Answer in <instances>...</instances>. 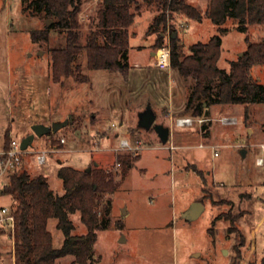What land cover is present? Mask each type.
Segmentation results:
<instances>
[{"label": "rangeland", "instance_id": "obj_1", "mask_svg": "<svg viewBox=\"0 0 264 264\" xmlns=\"http://www.w3.org/2000/svg\"><path fill=\"white\" fill-rule=\"evenodd\" d=\"M80 1L78 21L84 43L88 32L96 30L99 0ZM185 1L203 15L198 28L182 14L169 18L186 54L192 44L206 42L219 33L204 16L208 0ZM140 10L150 11L153 17L160 12L154 6L141 5L136 15ZM148 17L146 12L135 19L137 34L130 46L148 44L147 32L144 36ZM46 22L43 14L26 10L21 0H0V116L11 111L9 135L19 142L32 133L33 124L50 126L68 121L56 133L35 137L25 151L27 173L30 177L44 176L54 194H62L57 176L61 166L79 171L103 168L118 181L113 192L103 194L97 208L100 218L105 206L109 214L107 229L96 231L93 264H263L264 165L255 162L258 156L264 157L260 150V143H264V104L248 106V120L239 105L234 106L237 114L227 106H215L206 123L213 125L210 142L218 146L210 148L204 139L209 133L206 131L201 138L192 136L193 147L177 149L181 145L175 130H182L172 129L171 122L177 117L169 112H179L181 118L190 116L182 108L192 80H185L171 67L157 69L154 56L149 54V50L156 51L167 43L170 47V42L163 37L157 48L152 47L154 43L147 49L130 47L126 77L118 72L89 70L82 53L76 63L84 79L74 75L56 82L49 50L64 44V34L52 31L47 42L31 40V32L44 29ZM222 28L226 32L219 34L218 66L225 69L245 50L246 39L264 37V25L250 24L247 32L241 33L234 20L228 19ZM251 74L264 84V66L252 67ZM148 104L156 115L155 123L170 128L166 145L159 142L153 129L147 132L137 127L138 115ZM232 113L240 117V125L227 128L215 122L220 115ZM172 136L174 149L169 143ZM188 136L185 138L190 139ZM120 138L131 145L140 143V147L133 152L121 150ZM199 143L202 146L198 147ZM238 144H245L246 155H241ZM40 151L47 152L42 166L35 162ZM118 154L138 156L125 178L119 176ZM193 203L202 204L203 210L190 220L187 214ZM70 218L74 233L84 234L78 214ZM55 224L56 219H49L48 231L56 242V234H62ZM11 241L10 235L0 233V264H12ZM72 260L65 257L57 264Z\"/></svg>", "mask_w": 264, "mask_h": 264}, {"label": "trees", "instance_id": "obj_2", "mask_svg": "<svg viewBox=\"0 0 264 264\" xmlns=\"http://www.w3.org/2000/svg\"><path fill=\"white\" fill-rule=\"evenodd\" d=\"M21 0L32 14H43L46 21L42 30H33L34 43L49 40L50 33L64 34L62 46L50 48L51 73L54 81L76 75L84 79L76 63L82 53L86 55L89 70L118 72L124 77L129 69V26L141 5L154 6L160 12L148 25L147 34H156L153 48L161 45L166 29V7L173 14H182L187 19L201 21L202 13L185 0H99L96 11V30H90L84 43L78 16L82 10L80 0ZM204 16L217 26L219 34L225 33L223 23L233 19L236 30L247 32L250 24L264 25V0H208ZM171 26V69L185 80H192L184 113L199 118L209 107L242 105L244 119L249 118L250 105L264 104V84L251 74L254 66H264V37L258 41L246 39L245 50L229 63V68L218 66L221 53V37L214 34L206 42L197 41L183 53L177 31ZM173 33L176 37L173 38ZM151 130V129H150ZM7 128L3 135V148H7L10 135ZM138 156L118 154L116 163L121 165L119 176L125 178ZM57 176L62 183V194L50 189L47 179L39 175L30 177L25 169L9 175L2 192L10 195L15 214V229L12 236L14 264H57L65 257H72L68 264H93L92 246L96 231L108 227V206L99 217L98 206L104 193L113 192L118 184L112 173L103 168L79 171L61 166ZM78 214L85 227L84 234H76L70 216ZM49 219H56V229L63 235L59 248L52 244L47 229ZM243 244V243H241ZM264 264V259H263Z\"/></svg>", "mask_w": 264, "mask_h": 264}, {"label": "built area", "instance_id": "obj_3", "mask_svg": "<svg viewBox=\"0 0 264 264\" xmlns=\"http://www.w3.org/2000/svg\"><path fill=\"white\" fill-rule=\"evenodd\" d=\"M170 10L168 6L166 7V29L163 32V37L169 42L171 35V26L169 24ZM181 25V24H180ZM183 26V25H181ZM155 67L161 71L171 67L170 59V47L169 43L163 45V47L156 49L154 51ZM220 125L232 126L237 123V118L235 116H220L215 119ZM209 121V119L203 118H191L182 117L174 120L175 126H192L193 123L198 125ZM60 143H64V139L59 140ZM119 149L133 152L135 149L140 147V143L129 144L125 139L118 140ZM202 146V145H201ZM214 149V147H212ZM261 149H264V145H261ZM26 151V150H25ZM25 151L20 149V142L10 138L7 148L0 149V233H6L13 236L15 229V214L13 201L10 195L2 192L4 185L7 183L9 175L14 172H20L24 167V157ZM215 154V153H214ZM47 152L40 151L35 155V162L37 165L42 166L46 162ZM256 165L262 166L264 164V158L260 157L256 159Z\"/></svg>", "mask_w": 264, "mask_h": 264}, {"label": "crops", "instance_id": "obj_4", "mask_svg": "<svg viewBox=\"0 0 264 264\" xmlns=\"http://www.w3.org/2000/svg\"><path fill=\"white\" fill-rule=\"evenodd\" d=\"M188 4H190V5H192V3H190V1L188 2ZM193 6V5H192ZM146 12H148V15H149V17H148V19H147V21H146V26L148 27V24L152 21V19H153V16H152V14H151V12L150 11H148V10H146V11H143V12H141V10H140V13H137V15L134 17V20H133V22H132V24L129 26L130 27V29H129V41H128V43H130V40H131V38H134L135 36H136V34H137V32L135 31V29H134V22H135V19H137V18H140L141 17V15L143 14V13H146ZM186 20H188L189 22L191 21L190 19H186ZM185 20V21H186ZM192 22V21H191ZM199 23L200 22H198V21H194V24L193 25H195V27H197V25H199ZM147 27H146V29H147ZM198 28V27H197ZM146 33V30L144 31V36H146L147 34H145ZM147 37H149L148 38V44L147 45H135V46H133V47H139V48H141V49H147V48H149L152 44H153V42H154V35L153 34H149ZM130 47H132V46H130ZM132 47V48H133ZM130 49V48H129ZM154 51H152V50H149V54H150V56L152 57V56H154V53H153ZM128 59H129V52H128ZM231 62V61H230ZM135 66H138V63H135L134 64ZM229 68V67H228ZM225 69V68H224ZM9 101V100H8ZM6 103L4 102L3 103V105H5ZM215 106H218V105H215ZM215 106H212V107H209L208 109H206L205 111H204V114H202L199 118H203V119H209V118H207L208 116H209V114L211 113V110L215 107ZM234 106L235 105H232V106H227V108L229 109V110H231L232 112H234V113H236V111H235V108H234ZM240 107H241V109L242 110H244V107L242 106V105H239ZM183 109V108H182ZM234 110V111H233ZM183 111H184V109H183ZM2 113V112H1ZM176 114V115H175ZM178 114H179V112H178ZM176 112H173V111H170L169 112V115L171 116V117H177V118H181V116H179ZM237 114V113H236ZM236 114H226V115H220V116H230V117H232V116H235L236 118H237V123L235 124V125H232V126H223V125H221L222 127H227V128H232V127H235V126H238V125H240V117L238 116V115H236ZM10 115H11V111L10 110H8V114H7V116H4V115H2L1 114V116H0V149H2L3 148V135H4V132H5V130L7 129V128H10V125H9V122H8V118L10 117ZM219 116V117H220ZM183 117H191V118H194V117H192V116H183ZM199 118H196V119H199ZM210 120V119H209ZM207 122V121H206ZM206 122H203V123H201V124H197V123H193L192 124V126H182V127H179V126H175L174 125V122L172 121L171 122V126H172V129L174 128V127H176V128H180L182 131H176L175 130V132H177L176 134H174L175 135V137H176V139H178V141H179V143H180V145L181 146H176L175 148H177V149H183V148H190V147H193V144H192V140L194 139V138H192V136H196V137H199L200 136V138H201V133L202 132H206V131H209V133L207 134V136L204 138L207 142H210V140H211V142H213V140H212V138H211V133H210V131H211V129H212V127H213V125H208ZM215 122H217L216 120H215ZM218 123V122H217ZM219 124V123H218ZM220 125V124H219ZM10 131H11V129H10ZM9 131V132H10ZM12 133V132H11ZM172 133H174L173 132V130H172ZM246 133L247 134H249L250 133V130H246ZM171 134V133H170ZM189 134H191V137L190 136H188ZM185 136H188V137H190V139H186L185 138ZM157 137V136H156ZM158 139V138H157ZM175 139V138H174ZM180 139V140H179ZM189 142V143H188ZM209 143V146H210V148L212 149V147H214V149L216 148V146H218L217 144L216 145H214V144H212V143ZM169 143L171 144L170 145V149H174V140H173V136H172V141L170 142L169 141ZM173 143V144H172ZM215 143V142H214ZM202 144L201 143H199V145H198V147H200ZM233 145H236V144H233ZM238 145H240L242 148V150H244L245 151V144L244 145H242V144H238ZM261 145H264V143H260V150H262L261 152H264V149H261ZM228 146H231V145H228ZM213 150V149H212ZM246 151H245V154L244 155H246ZM260 157H262V156H258V158H260ZM264 158V157H263ZM264 165V164H263ZM262 165V166H263ZM25 166V165H24ZM50 187V186H49ZM49 221V220H48ZM55 227H56V224H55ZM47 229H48V223H47ZM50 233H51V231H49ZM51 236H52V244H53V246L55 247V248H59L61 245H62V242H63V235H62V237H60L59 236V234H56V236H57V241L55 242V240H54V235H53V233H51ZM10 257H11V261H12V264H14V258H13V241H11V249H10Z\"/></svg>", "mask_w": 264, "mask_h": 264}, {"label": "water", "instance_id": "obj_5", "mask_svg": "<svg viewBox=\"0 0 264 264\" xmlns=\"http://www.w3.org/2000/svg\"><path fill=\"white\" fill-rule=\"evenodd\" d=\"M46 23L49 24L50 20H48ZM172 37L175 38L176 33H173ZM155 120H156V115L154 111L151 109L150 105L148 104L143 109V111H141L138 115L137 127H140L147 132L150 129H153L156 133L159 142L162 143L163 145H166V142L168 141L170 135V128L169 126H163L162 124L155 123ZM67 123L68 121H64L61 123H52L50 126H46L43 124H33L31 126L32 133L27 135L20 141V149L25 151L29 146H31L35 137H41L49 133H56L59 129L63 128ZM244 154L245 151L241 150V155L244 156ZM86 171L88 172L89 169H86ZM189 209L190 210L187 214V218L190 220H194L198 218V216L201 214V211L203 210V205L200 203H193ZM225 251L226 250H224V252Z\"/></svg>", "mask_w": 264, "mask_h": 264}]
</instances>
